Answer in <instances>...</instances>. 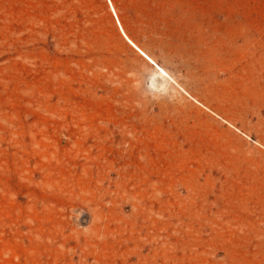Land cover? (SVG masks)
Returning a JSON list of instances; mask_svg holds the SVG:
<instances>
[{"label":"rangeland","instance_id":"obj_1","mask_svg":"<svg viewBox=\"0 0 264 264\" xmlns=\"http://www.w3.org/2000/svg\"><path fill=\"white\" fill-rule=\"evenodd\" d=\"M0 264H264V0H0Z\"/></svg>","mask_w":264,"mask_h":264},{"label":"bare ground","instance_id":"obj_2","mask_svg":"<svg viewBox=\"0 0 264 264\" xmlns=\"http://www.w3.org/2000/svg\"><path fill=\"white\" fill-rule=\"evenodd\" d=\"M113 9V8H112ZM129 41V40H128ZM129 43L136 49V50H138L145 58H147L151 63H154L150 58H148L142 51H140L131 41H129ZM159 68V67H158ZM159 69H161V68H159ZM161 72L163 73V74H165L164 72H163V70L161 69Z\"/></svg>","mask_w":264,"mask_h":264}]
</instances>
